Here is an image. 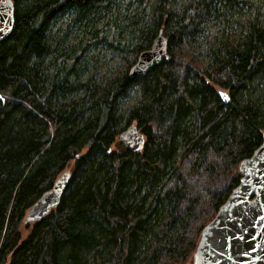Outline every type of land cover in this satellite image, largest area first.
Instances as JSON below:
<instances>
[{
  "label": "trees",
  "instance_id": "obj_1",
  "mask_svg": "<svg viewBox=\"0 0 264 264\" xmlns=\"http://www.w3.org/2000/svg\"><path fill=\"white\" fill-rule=\"evenodd\" d=\"M263 1L13 0L0 40V264H185L262 142ZM234 10L252 14L229 39L219 31ZM159 29L167 55L129 76ZM104 46L118 53L110 73ZM131 123L142 152L112 149ZM67 167L59 204L24 224Z\"/></svg>",
  "mask_w": 264,
  "mask_h": 264
},
{
  "label": "water",
  "instance_id": "obj_2",
  "mask_svg": "<svg viewBox=\"0 0 264 264\" xmlns=\"http://www.w3.org/2000/svg\"><path fill=\"white\" fill-rule=\"evenodd\" d=\"M14 26L13 0H0V40ZM168 40L159 29L150 47L139 53L129 68L131 77L146 74L167 55ZM222 98L226 92L219 91ZM118 139L132 152L143 150L146 138L135 123L128 125ZM241 177L215 216L199 234L193 254L195 264H264V132L261 144L239 165ZM72 173L64 170L51 188L27 210L24 224L43 219L55 208L65 192Z\"/></svg>",
  "mask_w": 264,
  "mask_h": 264
},
{
  "label": "rangeland",
  "instance_id": "obj_3",
  "mask_svg": "<svg viewBox=\"0 0 264 264\" xmlns=\"http://www.w3.org/2000/svg\"><path fill=\"white\" fill-rule=\"evenodd\" d=\"M125 2H123V4L120 5V9L125 7ZM257 3V2H256ZM264 4V1L262 2ZM119 9V10H120ZM235 12L233 13V15L229 16V22H225L223 25H221V29H220V34L222 36H228L229 39L233 38V37H237L240 33H241V28L238 24L239 21H241L243 18L245 19V17H247L250 13L248 10H241L242 12H236L238 10H234ZM123 16H124V12L123 10L118 11L117 15H115V19L116 22L118 24V27L121 29V27H123L126 23L125 20H123ZM112 19H114V17H110V14L105 16L104 19H102V21H100L97 24V31H99L100 33H109V29H111L113 23H112ZM125 38L121 41H124L125 43L129 42V37H131V35L129 34V32H125ZM87 36H89V34H87ZM122 37V34H121ZM98 53L96 50V53L100 56V61L102 64V71L105 73H110L113 72L117 67H118V53L117 51L111 49V48H105L104 47H98ZM133 99L130 98V100H128L127 104H129ZM112 149H120L121 147H125L124 144L118 139L116 138L115 142L112 144ZM66 170H70V167H67ZM21 230H22V234L23 236L27 234V231L25 229H23V226H21ZM185 264H195L194 262V255H192V257H190Z\"/></svg>",
  "mask_w": 264,
  "mask_h": 264
},
{
  "label": "snow or ice",
  "instance_id": "obj_4",
  "mask_svg": "<svg viewBox=\"0 0 264 264\" xmlns=\"http://www.w3.org/2000/svg\"><path fill=\"white\" fill-rule=\"evenodd\" d=\"M221 95H223V93H221ZM225 99H227V96H225Z\"/></svg>",
  "mask_w": 264,
  "mask_h": 264
}]
</instances>
